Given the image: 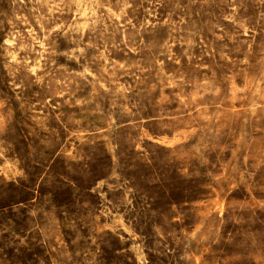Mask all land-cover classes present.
<instances>
[{
  "label": "rangeland",
  "instance_id": "1",
  "mask_svg": "<svg viewBox=\"0 0 264 264\" xmlns=\"http://www.w3.org/2000/svg\"><path fill=\"white\" fill-rule=\"evenodd\" d=\"M0 264H264V0H0Z\"/></svg>",
  "mask_w": 264,
  "mask_h": 264
}]
</instances>
